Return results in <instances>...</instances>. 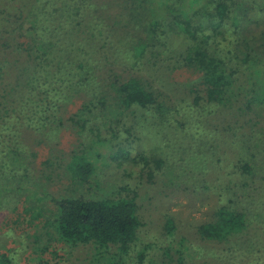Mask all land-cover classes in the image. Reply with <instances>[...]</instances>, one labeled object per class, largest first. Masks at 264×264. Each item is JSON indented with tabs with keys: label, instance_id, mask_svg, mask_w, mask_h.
<instances>
[{
	"label": "rangeland",
	"instance_id": "1",
	"mask_svg": "<svg viewBox=\"0 0 264 264\" xmlns=\"http://www.w3.org/2000/svg\"><path fill=\"white\" fill-rule=\"evenodd\" d=\"M256 8L248 9L247 14L264 22V13L257 15ZM123 14L121 0H0V264L2 256L9 264H93L94 246L70 248L56 242L53 231L45 227L46 220L57 210L55 199L135 195L145 225L139 234L138 251L132 254L133 264L144 249L151 254L146 264H151L150 259L155 264H178L174 248L185 252L182 264H220L217 255L223 246L201 242L198 236V227L214 219L219 198L186 189L201 182L203 173L207 174L205 181L215 186L219 176L228 182L236 176L235 166L243 152L241 160L255 164L262 172L264 164L252 155L258 156V139L264 138V106L255 103L248 116H241L237 108L245 107L250 95H241L227 107L209 103L201 83L202 73L177 58L191 44L188 37L170 34L172 56L152 63L146 58L145 64L128 71L129 76L142 77L167 92L166 104L171 112L168 109L164 116H150L130 134L125 130L130 137L126 146L132 153L126 160L112 159L115 150L96 146L104 158L91 187H77L70 179L72 155L82 150L85 139L68 120L80 105H74L72 100L58 102L60 88H66L60 77L66 81L68 72L61 69L60 62L67 61L68 48L74 40L87 38L90 26L101 24V17L105 18L101 24L105 27L104 24L117 23ZM75 24L78 31L74 33ZM248 32L255 37L253 42L264 44V24H253ZM232 33L230 23L217 34L206 32L213 36L220 53L228 55L235 86L243 92L250 88V76L243 72L242 55L236 58L234 53L246 51V42ZM110 43L105 46L110 47ZM262 50L257 53L260 60L264 57ZM127 60L125 57V63ZM196 96L200 98L198 104H194ZM182 121L189 128L182 127ZM230 125L232 131L227 130ZM186 135L189 139L182 140ZM94 151L95 146L89 150L92 155ZM139 152L153 159L162 158L165 163L152 182L148 169L132 161ZM170 218L176 232L167 236L164 228ZM52 238L49 251L42 254L41 249ZM247 239L246 246L253 252L246 254L240 264H264V222H254ZM167 247H174V262L160 258ZM193 248L206 254L197 257ZM56 252L59 257L54 255ZM258 252H263L261 258Z\"/></svg>",
	"mask_w": 264,
	"mask_h": 264
},
{
	"label": "trees",
	"instance_id": "2",
	"mask_svg": "<svg viewBox=\"0 0 264 264\" xmlns=\"http://www.w3.org/2000/svg\"><path fill=\"white\" fill-rule=\"evenodd\" d=\"M252 1L121 0L124 14L117 23L101 26L105 20L101 17V24L90 26L87 38L71 43L67 61L60 62L61 69L68 72L66 81L63 76L60 77L66 88H60L58 102L62 103L63 99L65 104L72 100L74 105H80L68 119L79 129L78 135L85 139L82 150L72 155L68 169L75 186L91 187L93 176L100 171L99 163L104 155L97 151L96 146L107 151L115 150L110 157L112 159L126 160L132 155L126 146L130 138L128 133L140 129L150 116H164L168 111L167 92L155 88L142 77L129 76L128 71L138 68L141 63L145 64L146 58L152 63L172 56L168 39L170 34L176 33L190 39L187 50L177 58L182 61L181 64L202 73L201 83L206 88L209 103L227 107L238 101L241 95H250L245 107L237 108L242 112L241 116H248L255 103L264 106V57L260 60L257 54L262 49L264 52V44L258 43V40L257 43L253 42L255 37L251 38L248 32L253 24L260 26L264 22L247 14L248 9L257 7L254 12L262 15L264 0ZM90 6L92 8L93 4ZM199 19L201 21L197 22ZM229 23L236 39L246 42V51L234 53L236 58L242 55L243 72L250 76V88L243 92L235 86V73L229 71L228 55H222L213 44V36L206 34L207 31L217 34ZM77 31L78 25L75 24L73 32ZM72 35L77 38L75 34ZM108 41L113 43H110V47L105 46ZM37 52L42 56L45 53L42 50ZM146 53H149L148 57H145ZM129 56L134 59L133 62ZM125 57L128 58L126 63ZM252 79H256L254 84ZM257 82L259 85H256ZM194 90L192 88V92ZM199 100V96H196L194 104H198ZM181 125L189 128L186 121H182ZM59 126H64V122ZM227 130L232 131L233 127L230 125ZM188 136L182 140L189 139ZM94 146L92 155L89 150L93 151ZM256 150L258 156L255 154L252 158H258L264 164V138L258 139ZM243 153L242 157L245 155ZM241 158L235 166L236 176L228 182L219 176V183L215 186L205 181L207 174L203 173L201 182L198 180L186 189L194 194L217 195L219 198L214 219L198 227V236L201 242L223 246L217 255L220 264H240L246 254L253 252L248 249L249 245L246 246L249 230L254 222H264V169L260 173L255 164ZM132 161L142 163L148 169L150 182L165 166L162 158L153 159L144 152L137 153ZM55 207L57 210L46 220L45 227L53 231L56 242L74 249L94 246L93 264H133L135 259H132V254L138 251L139 234L145 225L139 214L136 195L99 199L66 196L55 199ZM164 229L167 236L175 234L176 226L172 218L167 220ZM48 241V245L41 249L42 254L49 251L53 238ZM173 248H165L160 255L162 261L165 262L163 257H167L169 262L175 261ZM174 250L178 254L176 262L182 264L185 252L178 248ZM193 250L197 257L206 254ZM257 254L261 258L263 252ZM54 255L60 256L57 252ZM150 255L148 249H144L138 254L136 264H146ZM2 259V264H9L5 256ZM155 262L154 259L149 260L151 264Z\"/></svg>",
	"mask_w": 264,
	"mask_h": 264
}]
</instances>
